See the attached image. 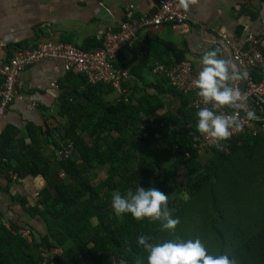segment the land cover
Here are the masks:
<instances>
[{
    "label": "trees",
    "instance_id": "obj_1",
    "mask_svg": "<svg viewBox=\"0 0 264 264\" xmlns=\"http://www.w3.org/2000/svg\"><path fill=\"white\" fill-rule=\"evenodd\" d=\"M102 45L90 41L81 50ZM167 50L176 63L186 60L175 48ZM164 81L156 94L143 90L132 103L83 105L69 101L72 93L63 97L60 114L68 123L60 137L64 145L68 140L75 145L68 159L47 156L36 131L24 152L14 146L16 132L4 131L0 174L44 177L47 188L37 202L22 203L47 233L38 236L27 224L10 222L11 230L1 226L0 264H147V253L137 244L140 235L150 237V243L199 238L209 252L226 255L233 264H264V134L242 133L224 148H200L193 96ZM167 85L179 108L159 115ZM81 112L85 122L76 118ZM152 115L154 123L144 121ZM58 131L47 128L44 134L54 141ZM137 185L169 195L170 216L179 220L174 231L162 229L158 220L113 213V192L123 196ZM22 230H29L32 240Z\"/></svg>",
    "mask_w": 264,
    "mask_h": 264
},
{
    "label": "crops",
    "instance_id": "obj_2",
    "mask_svg": "<svg viewBox=\"0 0 264 264\" xmlns=\"http://www.w3.org/2000/svg\"><path fill=\"white\" fill-rule=\"evenodd\" d=\"M184 1L188 16L185 24L143 31L139 37L144 39L143 46L137 43L133 48H124L118 55L117 66L127 70L131 76L127 84V98L118 97L110 86L91 85L85 76L73 73L71 74L74 76L70 75L62 60H44L26 68L19 77L21 98L11 104L0 120V144L4 131L11 128L16 132L15 148L24 152L23 145H30V134L36 131L44 153L52 158L54 154L60 157L65 142L61 140L60 130L68 123V118L60 114V102H64L62 98L72 93L70 102H82L83 105L86 102L113 104L122 102V99L124 102H136L143 90L156 94V87L166 82H163L165 74L157 70V66L170 68L176 63L175 56L167 48H175L183 53L185 61L191 62L196 73L200 69V57L208 50H216L219 57L236 65L231 54H223L215 49L221 42L228 41L235 47L244 45L246 50V39L253 35L259 41L257 50L264 56V0ZM157 2L158 0H0V59H8L14 49H34L45 42L67 44L79 49L90 41L103 42L107 31L117 29L132 14H154ZM235 68L238 72L242 71L239 66ZM251 74L255 80L264 81V66L255 68ZM166 80L174 88L168 78ZM228 83L242 88L243 77ZM2 85L3 80L0 78V88ZM169 86L165 87L166 92L160 96L164 106L157 111L159 115L176 113L179 108L180 101ZM188 95H192L194 100L195 94ZM33 104L35 108L31 107ZM76 118L85 122L82 112ZM145 120L154 123L155 116H145ZM47 128L59 129L54 141L44 134ZM68 142L75 150L73 141ZM46 188V181L41 176L22 178L13 171L8 175L0 174V227L5 224L10 226V222L27 224L34 228L38 236L45 235V225L37 218L30 219L22 202L36 203L35 194Z\"/></svg>",
    "mask_w": 264,
    "mask_h": 264
},
{
    "label": "built area",
    "instance_id": "obj_3",
    "mask_svg": "<svg viewBox=\"0 0 264 264\" xmlns=\"http://www.w3.org/2000/svg\"><path fill=\"white\" fill-rule=\"evenodd\" d=\"M187 20L184 0H158L154 14L150 16L132 14L117 29L107 31L103 39V45L98 50L86 52L75 46L54 44L52 42H45L34 49H14L8 59H0V78L3 80V85L0 88V120L11 104L21 98L19 83L21 73L29 66L44 60H62L65 63L67 72L85 76L91 85L110 86L118 97L127 98V95H129L127 84L131 76L127 70L120 69L116 64L120 52L124 48H133L137 43H139V46H143L144 39H139L140 33L143 31H152L173 24L181 25L185 24ZM246 42L248 43L246 50L244 45L235 47L228 41L219 43L215 48L223 54H231L236 64L235 67L239 66L246 73L242 76V88L237 84L231 86L239 90L241 98L238 103L242 107L239 110L227 107L216 110L223 114L238 111L237 118L241 125L240 130H232V134L226 140L219 142H213L211 138L201 135L196 138L200 148H209L217 143L224 148L226 141L242 133L252 134L253 136L264 134V81L255 80L251 74L255 68L261 65L264 66V56L257 50L259 44L257 38L250 35ZM156 69L165 74L174 89L184 94H195L192 102L193 108L198 110L201 107H208L196 95L197 89L193 86L196 72L190 61L174 63L170 68L158 65ZM31 107L35 108V105L33 104ZM246 111H252L255 118L247 119L245 117ZM73 152L72 144L67 142L62 147L60 156L68 159L72 157ZM39 197L40 194L36 193L35 198L38 200ZM5 226L8 230H11L8 224H5ZM21 235L32 240L29 230H22Z\"/></svg>",
    "mask_w": 264,
    "mask_h": 264
},
{
    "label": "clouds",
    "instance_id": "obj_4",
    "mask_svg": "<svg viewBox=\"0 0 264 264\" xmlns=\"http://www.w3.org/2000/svg\"><path fill=\"white\" fill-rule=\"evenodd\" d=\"M244 75L246 73L238 72L230 60L219 57L216 50H208L200 57V69L193 86L197 89L196 95L208 107H201L195 113L197 133L219 142L226 140L232 130H240L238 111L223 114L216 110L223 107L239 110L242 107L238 103L241 98L239 90L228 82L239 80ZM245 117L254 119L255 114L246 111ZM216 146L219 147V144ZM168 196L154 187L145 189L137 185L134 191L129 190L123 196L118 191L113 192L111 208L118 217L127 213L136 220H158L162 229L172 232L179 220L170 216ZM150 239L144 235L137 237V244L143 246L147 253V264H233L228 256L209 252L199 238L174 236L157 243H150Z\"/></svg>",
    "mask_w": 264,
    "mask_h": 264
},
{
    "label": "rangeland",
    "instance_id": "obj_5",
    "mask_svg": "<svg viewBox=\"0 0 264 264\" xmlns=\"http://www.w3.org/2000/svg\"><path fill=\"white\" fill-rule=\"evenodd\" d=\"M103 177H105V172L103 171L102 173H100V177H99V179H101V178H103Z\"/></svg>",
    "mask_w": 264,
    "mask_h": 264
}]
</instances>
